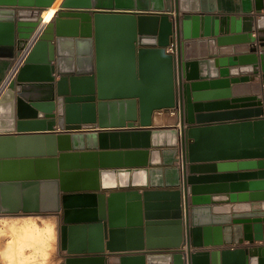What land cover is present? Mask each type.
<instances>
[{
    "label": "water",
    "instance_id": "95a60500",
    "mask_svg": "<svg viewBox=\"0 0 264 264\" xmlns=\"http://www.w3.org/2000/svg\"><path fill=\"white\" fill-rule=\"evenodd\" d=\"M53 1L0 0V58ZM211 1L65 0L0 100V214L62 213L61 264H264V0Z\"/></svg>",
    "mask_w": 264,
    "mask_h": 264
},
{
    "label": "bare ground",
    "instance_id": "6f19581e",
    "mask_svg": "<svg viewBox=\"0 0 264 264\" xmlns=\"http://www.w3.org/2000/svg\"><path fill=\"white\" fill-rule=\"evenodd\" d=\"M65 0H54L49 7L42 11L41 22L34 30L32 36L30 37L25 49L20 53L11 70L9 71L5 81L0 86V97L4 94L6 89L9 87L13 77L21 68L24 60L30 50L36 45L38 39L41 35L48 29L56 13L59 11L61 5ZM157 117V116H156ZM157 120L160 118L157 117ZM156 120V121H157ZM24 169L26 166H23ZM26 170H24L25 172ZM112 181L111 179L107 180ZM55 219L51 218L47 220L44 225V228H41L36 218H23L17 221H14L13 224L8 227L9 230L4 231L10 232V235L14 238L10 243V251L7 254L9 257V262H14L17 254H22L23 264H40L38 258L41 256L45 258L47 253L45 252L46 246L51 247L55 242ZM7 224V222L5 221ZM15 240V241H14ZM20 242L19 244L17 242ZM20 248H18V246ZM26 250L28 254L26 255ZM11 257V258H10ZM13 260V261H12ZM14 264H18V260ZM21 264V263H20Z\"/></svg>",
    "mask_w": 264,
    "mask_h": 264
},
{
    "label": "crops",
    "instance_id": "0c3cea01",
    "mask_svg": "<svg viewBox=\"0 0 264 264\" xmlns=\"http://www.w3.org/2000/svg\"><path fill=\"white\" fill-rule=\"evenodd\" d=\"M209 4L210 5L213 4V6L216 7V11L212 13L213 16H215V15L237 16V15H241L242 14V0H213V2L211 1ZM263 14H264V10H263ZM253 35L255 36L256 32H254ZM40 39L41 40H49V41H52L54 43V41H55L54 31L51 30V29H47L41 35ZM31 51L32 50L29 51V53L26 56V59H25L24 63L22 64V66L19 69V71L16 73V77H18L19 72L23 68V66L26 65V62L28 60V57H29ZM167 52L171 53L172 51L170 50V48H168ZM19 55H20V52H18L17 56H19ZM11 62H12V59H10V58H0V84L3 81V79H5L7 71L9 69V67L11 66ZM261 73L262 72H260V74ZM16 77H15V80H17ZM184 83H187V82L184 80ZM9 88H11V84L6 89V91ZM261 88L262 89L264 88V85L262 83H261ZM5 92H4V94H5ZM4 94L1 97H3ZM261 94L264 97L263 90H262ZM156 116H158L160 119L157 120ZM186 117H187V112H185V118ZM260 117H264V114H263V116H260ZM180 119H181V117H180V112H179L178 108L163 109L161 111H156L154 113L153 125L155 127H179ZM191 124L192 123H190V122H188V120H186L185 125L187 127L189 125H191ZM36 133H41V132H36ZM175 165L181 167V161L180 160L177 161L175 163ZM194 170H196L195 166H193L192 168L190 167L188 172L190 173L191 171H194ZM164 177L166 178L165 181L167 183H174L175 181H173V180L176 179V174H174V176H169V178L166 177V176H164ZM158 181H161V179L158 178ZM228 205H230L232 207H234V206L241 207L242 206V208L238 209V213L237 214H234L235 212L231 208L228 209V211H223L224 209H220V210L216 209V210H214L215 215L220 216L221 213H226L227 212V213L231 214V217H234L236 215H240V217H256V215L261 213V212H257V213L252 212L250 207H249L250 206L249 203H241V204L240 203H231V204H228ZM229 210H230V212H229ZM221 211H223V212H221ZM13 215H15V214H6V213L5 214H3V213L0 214V233L2 231L9 230L8 227H10L13 224L14 221H17V220L21 219V217H13ZM62 215H63L62 213L54 215L59 220V222H58V230H60V227L63 224V216ZM219 219H221V218H219ZM5 221L7 222V224L5 223ZM6 225H8V227ZM5 242H7V239L4 236L1 237L0 238V245L2 246ZM248 245H249L248 242H245L243 244L244 247H246ZM253 245H262V242L256 241ZM225 247H232V246H230V245H219V246H217V245H209V246H206L205 248L206 249H214V248L222 249V248H225ZM66 255H67V252L61 249V253H60L61 260H63Z\"/></svg>",
    "mask_w": 264,
    "mask_h": 264
},
{
    "label": "rangeland",
    "instance_id": "374dc122",
    "mask_svg": "<svg viewBox=\"0 0 264 264\" xmlns=\"http://www.w3.org/2000/svg\"><path fill=\"white\" fill-rule=\"evenodd\" d=\"M40 39V38H39ZM38 39V40H39ZM21 53V52H20ZM18 58V56H17ZM16 58V60H17ZM26 59V58H25ZM15 60V61H16ZM15 61L11 62V66L14 65ZM25 61V60H24ZM10 67L7 71V74L5 76V79L10 71ZM15 77L16 75L13 77L12 81L13 82L15 80ZM5 79H3V81L1 82L0 86L2 85V83L5 81ZM11 84V83H10ZM2 99V97H0V100ZM158 117V116H157ZM13 217H21V219L23 218H36L37 219V223L38 225L41 227V228H44L45 225L44 223L53 218L55 219V242L53 243V245L51 247L49 246H46L45 248V252L47 253L46 257L45 258H42L41 256L38 258V262L40 264H61L62 260H61V257H60V253H61V247H60V241H59V230H58V218L54 215H45V214H36V213H19V214H15L13 215ZM5 237L7 239V242H5L2 246L0 245V264H14L16 260H18V264H23V257H22V254H17L16 259H14V262H9V257L7 256V254L9 253L10 251V243L13 241V237L12 235H10V232H4L2 231L0 233V238L1 237ZM15 241V240H14ZM17 242V241H16ZM18 244L20 242H17ZM21 244V243H20ZM21 245L18 246V248H20ZM28 250H26V255L28 254ZM11 258V257H10ZM13 261V260H12ZM38 264V263H36Z\"/></svg>",
    "mask_w": 264,
    "mask_h": 264
},
{
    "label": "built area",
    "instance_id": "2783aa9c",
    "mask_svg": "<svg viewBox=\"0 0 264 264\" xmlns=\"http://www.w3.org/2000/svg\"><path fill=\"white\" fill-rule=\"evenodd\" d=\"M169 48H170V50L173 53H175V46H170ZM187 248H188V242H187V239L185 238V241L183 242V244L180 247V249H181V251L186 252L187 251ZM167 251H170V250H167V249H158V250H155V252H167Z\"/></svg>",
    "mask_w": 264,
    "mask_h": 264
},
{
    "label": "flooded vegetation",
    "instance_id": "af4514ba",
    "mask_svg": "<svg viewBox=\"0 0 264 264\" xmlns=\"http://www.w3.org/2000/svg\"><path fill=\"white\" fill-rule=\"evenodd\" d=\"M25 214H27V213H25Z\"/></svg>",
    "mask_w": 264,
    "mask_h": 264
}]
</instances>
